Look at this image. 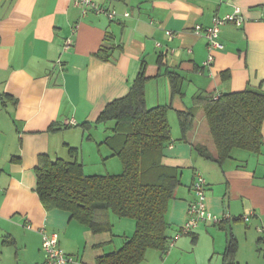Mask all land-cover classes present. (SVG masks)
Returning <instances> with one entry per match:
<instances>
[{"label":"crops","instance_id":"obj_1","mask_svg":"<svg viewBox=\"0 0 264 264\" xmlns=\"http://www.w3.org/2000/svg\"><path fill=\"white\" fill-rule=\"evenodd\" d=\"M92 1L114 10L117 21L91 10L82 15L71 0H0V264H45L41 230L58 234L72 264H95L133 236L129 218L110 214L111 229L94 234L66 211L46 210L35 170L41 156L57 158L62 135L67 155L80 139L85 175L121 174L107 144L114 122L103 130L97 119L140 78L145 107L167 109L170 142L161 163L179 172L165 215L168 249L148 250L141 264H223L230 236L233 264H264V122L258 154L234 150L219 165L195 150H212L199 110L186 139L177 121V112L192 110L196 97L264 91V0ZM234 7L242 24L220 28L222 48L204 66L207 43L194 27H208ZM166 31L174 34L171 40ZM99 50L105 58L96 56ZM195 173L206 181L207 208L222 223L203 222L177 237L193 200Z\"/></svg>","mask_w":264,"mask_h":264},{"label":"trees","instance_id":"obj_2","mask_svg":"<svg viewBox=\"0 0 264 264\" xmlns=\"http://www.w3.org/2000/svg\"><path fill=\"white\" fill-rule=\"evenodd\" d=\"M102 52L96 54L100 59L105 58ZM169 77L175 91V77ZM142 81H136L127 97L107 105L97 119L100 124L114 122V135L107 144L122 164L121 174L85 175L76 160L78 151L72 148H68L70 160L41 156L35 170L36 193L46 210L66 211L94 234L111 229L110 214L134 221L133 236L95 264H141L148 250L165 253L168 249L165 215L179 185V172L161 163L163 148L170 142L167 109L145 107ZM197 110L212 145L211 151L195 146L200 156L222 165L234 150L260 152L264 91L246 88L217 99L196 97L192 110L177 112L182 139L193 130ZM235 250L230 236L223 264H233Z\"/></svg>","mask_w":264,"mask_h":264},{"label":"built area","instance_id":"obj_3","mask_svg":"<svg viewBox=\"0 0 264 264\" xmlns=\"http://www.w3.org/2000/svg\"><path fill=\"white\" fill-rule=\"evenodd\" d=\"M74 5L81 7L82 15H86L91 10L95 15H104L109 21H117V14L114 10H108L103 7L97 6L92 0H71ZM127 17L128 14H124ZM262 21H264V14L262 15ZM243 22L241 11L238 7H234L233 12L223 17H214L212 23L208 27H202L196 25L194 27V34L203 37L207 43V49L209 55L207 57L204 66H210L213 61L212 52L216 49L222 48L221 43L218 40L220 28L226 24H233L240 26ZM168 39L171 40L174 34L170 31H166ZM157 47L160 45L157 43ZM216 99V98H215ZM67 124L74 125L73 121ZM193 193V200L188 204L186 210V219L181 226L177 237L181 234H188L195 230L200 223L208 222L218 224L222 221L221 217L213 214L206 206V181L203 176L199 173L194 174L193 182L191 185ZM226 217V216H225ZM247 220V217H244ZM42 237V251L44 253L45 264H72L74 260L72 257L66 255L64 251L59 247L58 234L57 233H45L43 230L40 231ZM172 244V243H171ZM80 264V263H76Z\"/></svg>","mask_w":264,"mask_h":264},{"label":"rangeland","instance_id":"obj_4","mask_svg":"<svg viewBox=\"0 0 264 264\" xmlns=\"http://www.w3.org/2000/svg\"><path fill=\"white\" fill-rule=\"evenodd\" d=\"M196 112H198V110ZM197 116H199V115L196 113V117ZM196 120H197V118H196ZM108 127L109 126L106 123L105 124H102V126H100V128L103 129V130H106ZM63 143H64V141L62 139V135H60V146L57 148L58 149V152L54 156H56L59 159H63L65 161H67L68 160V155H67L66 151L64 149H63V151L61 150L62 149L61 147L63 146ZM79 146H80V139L75 142V145L74 146L69 147V148H72V149L78 151L77 159H78V163L81 164V162H80V149H79ZM116 219H118V218H116ZM125 221H130V223H134L133 220H130V219L129 220L126 219Z\"/></svg>","mask_w":264,"mask_h":264}]
</instances>
